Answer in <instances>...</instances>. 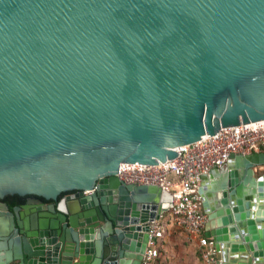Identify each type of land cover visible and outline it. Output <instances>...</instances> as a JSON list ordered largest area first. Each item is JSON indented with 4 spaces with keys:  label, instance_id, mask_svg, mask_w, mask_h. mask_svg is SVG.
<instances>
[{
    "label": "water",
    "instance_id": "water-1",
    "mask_svg": "<svg viewBox=\"0 0 264 264\" xmlns=\"http://www.w3.org/2000/svg\"><path fill=\"white\" fill-rule=\"evenodd\" d=\"M241 124L264 128V0H0V198L76 192L0 203V264H141L173 199L121 164ZM199 194L218 264H264V149Z\"/></svg>",
    "mask_w": 264,
    "mask_h": 264
},
{
    "label": "built area",
    "instance_id": "built-area-1",
    "mask_svg": "<svg viewBox=\"0 0 264 264\" xmlns=\"http://www.w3.org/2000/svg\"><path fill=\"white\" fill-rule=\"evenodd\" d=\"M263 149L264 128L241 124L179 147L177 158L156 166L123 163L117 176L126 184L155 185L171 193L173 206L169 214L173 224L197 240L204 264H218L212 241L204 234L208 218L202 207L200 185L213 169L225 167L232 155H249ZM146 227L149 240L141 264H153L167 232L165 214L149 221Z\"/></svg>",
    "mask_w": 264,
    "mask_h": 264
},
{
    "label": "crops",
    "instance_id": "crops-1",
    "mask_svg": "<svg viewBox=\"0 0 264 264\" xmlns=\"http://www.w3.org/2000/svg\"><path fill=\"white\" fill-rule=\"evenodd\" d=\"M164 214L167 232L160 241V254L153 264H204L197 240L181 232L182 229L173 224L169 212Z\"/></svg>",
    "mask_w": 264,
    "mask_h": 264
},
{
    "label": "flooded vegetation",
    "instance_id": "flooded-vegetation-1",
    "mask_svg": "<svg viewBox=\"0 0 264 264\" xmlns=\"http://www.w3.org/2000/svg\"><path fill=\"white\" fill-rule=\"evenodd\" d=\"M203 181H204V179H203ZM75 193L76 192L64 193V194L60 195L58 201H48L45 199H41L42 200L41 203L36 202L39 198H37L35 196H29V195L19 196L22 198L18 199L15 197L16 195H7L4 198H0V203L5 204L7 206V210L9 212H13L16 208L21 209V212H24V216L22 217V215H21V219L23 221H25L29 217L32 218V217H34V215L37 216V215L43 213L44 212V209H43L44 206L45 207L46 206L51 207V206L57 205L61 199H66L67 197H71ZM27 205L31 206L28 213L23 210V207L27 206ZM23 229L25 231H27L25 228H23ZM25 235H26V233H25ZM12 264H15V262Z\"/></svg>",
    "mask_w": 264,
    "mask_h": 264
},
{
    "label": "trees",
    "instance_id": "trees-1",
    "mask_svg": "<svg viewBox=\"0 0 264 264\" xmlns=\"http://www.w3.org/2000/svg\"><path fill=\"white\" fill-rule=\"evenodd\" d=\"M15 197L18 198V199H21L22 198V197H19V195H16Z\"/></svg>",
    "mask_w": 264,
    "mask_h": 264
},
{
    "label": "rangeland",
    "instance_id": "rangeland-1",
    "mask_svg": "<svg viewBox=\"0 0 264 264\" xmlns=\"http://www.w3.org/2000/svg\"><path fill=\"white\" fill-rule=\"evenodd\" d=\"M180 232V231H179ZM181 232H184L183 230H181ZM185 233V232H184Z\"/></svg>",
    "mask_w": 264,
    "mask_h": 264
}]
</instances>
